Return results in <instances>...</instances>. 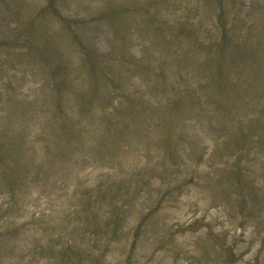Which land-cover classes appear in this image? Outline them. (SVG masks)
<instances>
[{
  "label": "rangeland",
  "instance_id": "374dc122",
  "mask_svg": "<svg viewBox=\"0 0 264 264\" xmlns=\"http://www.w3.org/2000/svg\"><path fill=\"white\" fill-rule=\"evenodd\" d=\"M0 264H264V0H0Z\"/></svg>",
  "mask_w": 264,
  "mask_h": 264
}]
</instances>
